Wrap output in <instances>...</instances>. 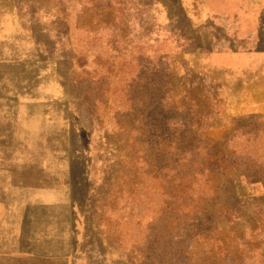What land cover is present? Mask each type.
Masks as SVG:
<instances>
[{"label": "rangeland", "instance_id": "obj_1", "mask_svg": "<svg viewBox=\"0 0 264 264\" xmlns=\"http://www.w3.org/2000/svg\"><path fill=\"white\" fill-rule=\"evenodd\" d=\"M138 96L161 129L197 108L189 137L217 146L264 119V0H0V264H264L252 208L219 255L164 220L157 182L121 187ZM235 194L264 205L261 185Z\"/></svg>", "mask_w": 264, "mask_h": 264}, {"label": "trees", "instance_id": "obj_2", "mask_svg": "<svg viewBox=\"0 0 264 264\" xmlns=\"http://www.w3.org/2000/svg\"><path fill=\"white\" fill-rule=\"evenodd\" d=\"M134 82L140 84L141 77H135L132 83ZM190 96L184 95V104L189 101ZM126 104L131 115L125 117L127 123L123 125L122 143L127 149L123 160L129 164V170L120 173L123 175L119 182L121 187H134L138 173L157 182L164 207L167 208L164 220L173 222L177 228L181 226L180 223L185 224V229L180 227L183 238L188 234L193 235L202 246L214 249L219 255L227 254L225 246L230 241L236 240L233 242L235 244L241 240V232L248 228L242 221L250 208L255 211V217L259 220L255 223L257 227H250V230L264 239V205L255 202L248 206L244 201L234 198L236 187L243 184L264 187V160L258 158L260 153L256 150L259 137L264 136V129H261L264 128L261 123L264 119L255 117L241 126L233 122L229 136L222 141L221 146H217L213 141L205 142L189 137L190 132L197 133L196 130L191 131V128H198L204 117L197 108L195 111L187 110L186 116L191 120L184 125H177L175 118L162 113L159 116L161 122H158L163 125L161 129L154 123L158 115H150L149 119L142 111L141 107L147 104L143 97L138 96L133 100L129 97ZM149 120L154 125L148 123ZM161 134L165 135L162 140ZM150 135L151 138L153 135L160 136L153 138L156 140L146 146L144 139H148ZM236 139L238 142L234 143ZM163 151L168 157L164 164H160V159L155 156ZM138 166L143 169L138 170ZM134 170L137 171L133 172ZM203 192L207 194L206 200L201 199ZM181 195L184 197L179 202ZM217 206L219 213L214 214L213 209ZM174 209L177 211H173Z\"/></svg>", "mask_w": 264, "mask_h": 264}]
</instances>
